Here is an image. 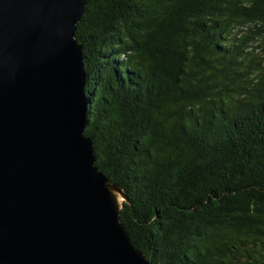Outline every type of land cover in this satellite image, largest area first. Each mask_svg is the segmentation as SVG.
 Here are the masks:
<instances>
[{
  "label": "trees",
  "instance_id": "obj_1",
  "mask_svg": "<svg viewBox=\"0 0 264 264\" xmlns=\"http://www.w3.org/2000/svg\"><path fill=\"white\" fill-rule=\"evenodd\" d=\"M95 165L150 264H264V0H87Z\"/></svg>",
  "mask_w": 264,
  "mask_h": 264
},
{
  "label": "water",
  "instance_id": "obj_2",
  "mask_svg": "<svg viewBox=\"0 0 264 264\" xmlns=\"http://www.w3.org/2000/svg\"><path fill=\"white\" fill-rule=\"evenodd\" d=\"M86 5L0 0V264H150L85 135Z\"/></svg>",
  "mask_w": 264,
  "mask_h": 264
},
{
  "label": "bare ground",
  "instance_id": "obj_3",
  "mask_svg": "<svg viewBox=\"0 0 264 264\" xmlns=\"http://www.w3.org/2000/svg\"><path fill=\"white\" fill-rule=\"evenodd\" d=\"M120 200V199H119Z\"/></svg>",
  "mask_w": 264,
  "mask_h": 264
}]
</instances>
